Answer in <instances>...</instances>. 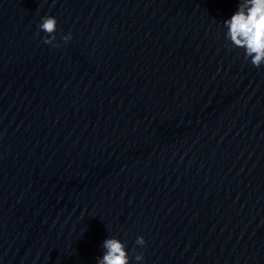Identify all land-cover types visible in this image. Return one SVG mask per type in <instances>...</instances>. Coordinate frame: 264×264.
Here are the masks:
<instances>
[{"label": "water", "instance_id": "1", "mask_svg": "<svg viewBox=\"0 0 264 264\" xmlns=\"http://www.w3.org/2000/svg\"><path fill=\"white\" fill-rule=\"evenodd\" d=\"M238 2L0 0V264H97L112 237L130 264H264V65L226 39Z\"/></svg>", "mask_w": 264, "mask_h": 264}, {"label": "clouds", "instance_id": "2", "mask_svg": "<svg viewBox=\"0 0 264 264\" xmlns=\"http://www.w3.org/2000/svg\"><path fill=\"white\" fill-rule=\"evenodd\" d=\"M38 24V33L44 32L42 42L53 47L56 43L57 20L54 16L46 15ZM227 29L226 39L233 48L244 50L245 60L260 68L264 65V0H239L237 10L230 19L223 21ZM64 42L72 39L71 33L62 37ZM142 236L136 238V244L145 245ZM103 255L97 258V264H130L129 252L126 245L118 238H106L102 244ZM135 252V249L133 250ZM143 254L136 252L135 260L141 261Z\"/></svg>", "mask_w": 264, "mask_h": 264}]
</instances>
